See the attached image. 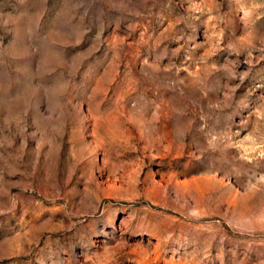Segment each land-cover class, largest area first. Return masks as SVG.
Returning a JSON list of instances; mask_svg holds the SVG:
<instances>
[{"label":"rangeland","instance_id":"obj_1","mask_svg":"<svg viewBox=\"0 0 264 264\" xmlns=\"http://www.w3.org/2000/svg\"><path fill=\"white\" fill-rule=\"evenodd\" d=\"M0 264H264V0H0Z\"/></svg>","mask_w":264,"mask_h":264}]
</instances>
